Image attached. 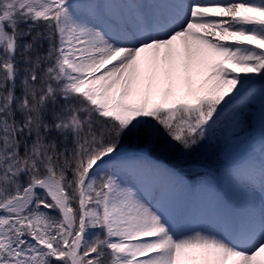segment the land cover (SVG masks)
<instances>
[{"label":"snow or ice","instance_id":"snow-or-ice-1","mask_svg":"<svg viewBox=\"0 0 264 264\" xmlns=\"http://www.w3.org/2000/svg\"><path fill=\"white\" fill-rule=\"evenodd\" d=\"M0 264H264V0H0Z\"/></svg>","mask_w":264,"mask_h":264},{"label":"rangeland","instance_id":"rangeland-1","mask_svg":"<svg viewBox=\"0 0 264 264\" xmlns=\"http://www.w3.org/2000/svg\"><path fill=\"white\" fill-rule=\"evenodd\" d=\"M260 140L259 133L257 132L255 134V142H258ZM249 144H242L238 146L234 152H233V162H240L244 160L249 155ZM194 159L201 161L204 164L207 165H218L220 161L217 159V157L210 151L205 150L204 152L196 154ZM183 196H190L194 198V204L190 205V208L196 209L197 207H201L205 210H210L211 205L207 198V192L206 190H202L199 193H187L183 194Z\"/></svg>","mask_w":264,"mask_h":264},{"label":"bare ground","instance_id":"bare-ground-1","mask_svg":"<svg viewBox=\"0 0 264 264\" xmlns=\"http://www.w3.org/2000/svg\"><path fill=\"white\" fill-rule=\"evenodd\" d=\"M259 133V132H258ZM260 136V133H259ZM184 200L186 201L187 205L190 207V205L194 204V198L190 196H183Z\"/></svg>","mask_w":264,"mask_h":264}]
</instances>
